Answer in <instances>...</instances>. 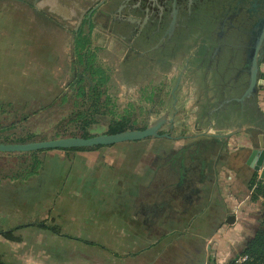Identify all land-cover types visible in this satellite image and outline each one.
<instances>
[{"label": "rangeland", "instance_id": "obj_1", "mask_svg": "<svg viewBox=\"0 0 264 264\" xmlns=\"http://www.w3.org/2000/svg\"><path fill=\"white\" fill-rule=\"evenodd\" d=\"M69 9L70 13L62 17L47 9L38 12L33 0H0V143L25 144L75 137L72 133L81 135L78 131L90 120L94 126L88 127V133L93 135L92 130L94 136L111 134L109 127L121 120L128 122L126 131L144 130L164 116L168 123L159 133L172 137L169 141L148 138L144 143L121 144L117 147L126 149L122 156L101 157L103 161L100 160L98 168L94 167L96 158L90 160V177L71 179L68 185L61 176L73 164L74 155L100 148L0 153V230L20 225L35 227L29 226L32 223L54 227V232L70 235L67 244H56V248L67 250L65 258L70 264H81L85 263L81 256L94 247L95 240L85 231L92 232L111 219V199L116 197L115 175L120 174V179L125 180L128 164H134L142 150H150L155 155L151 161L157 164L163 151L171 154L181 145L183 149L190 147L180 137L217 134L204 123L198 129L194 126L200 120L211 119L221 128L223 114L214 116V113L222 99L220 84L231 76L222 78L217 72H210L205 77L203 69L196 70L198 61L191 59V53L199 41L197 32L191 35L193 39L183 40L187 44L177 55L168 50L160 64L149 69L141 57L127 60L125 43L120 42L118 47L108 31L97 26L79 27L84 10L79 12L75 6ZM241 93L231 91L229 96L240 97ZM171 120L173 124L169 123ZM29 136L34 138L16 142ZM169 162L174 178L175 156ZM57 176L60 178L56 179ZM125 190L119 196H125ZM63 196H70L72 202L62 203ZM47 231L39 232V243H45ZM85 237L92 240L86 242ZM23 238L35 239L13 231V239ZM75 238L83 243L74 242ZM206 264L213 263L209 260Z\"/></svg>", "mask_w": 264, "mask_h": 264}, {"label": "crops", "instance_id": "obj_2", "mask_svg": "<svg viewBox=\"0 0 264 264\" xmlns=\"http://www.w3.org/2000/svg\"><path fill=\"white\" fill-rule=\"evenodd\" d=\"M260 71L262 81L257 98L244 104L243 110L226 111L220 126L224 131L211 119L200 120L194 126L198 129L204 123L207 129L218 131L214 135L227 134L239 127L241 132L229 139H217L208 133L182 136L191 148L183 149L181 145L175 153L163 151L157 164L152 163L155 155L150 150H142L137 153L141 157L128 164L125 180L120 179V174L115 175L116 197L111 199V219L92 232L85 231L84 234L95 237V248L84 251L81 261L85 263L81 264H206L209 260L213 264H228L243 251L247 238L261 227L264 213V199L253 201L250 190L254 179L264 181L247 165L252 149L264 143V63ZM90 133L94 135L92 130ZM126 143L89 153L78 152L61 178L68 185L71 179L90 177L92 171L88 167L93 159L96 158L94 167L98 168L101 157L122 156L126 149L117 146ZM174 156L172 178L169 161ZM86 159L89 161L84 162ZM124 188L127 194L119 196ZM72 200L63 196L62 203ZM100 214L103 212L97 213L98 217ZM45 230H48L45 243H39L37 236ZM50 231L23 227L16 230L17 235H31L35 239L15 241L0 235L1 263L70 264L65 258L67 250L56 248V244H67L70 235ZM85 238L86 242L92 240ZM73 241L83 243L80 238Z\"/></svg>", "mask_w": 264, "mask_h": 264}, {"label": "flooded vegetation", "instance_id": "obj_3", "mask_svg": "<svg viewBox=\"0 0 264 264\" xmlns=\"http://www.w3.org/2000/svg\"><path fill=\"white\" fill-rule=\"evenodd\" d=\"M33 6L38 12L47 9L62 17L70 13L71 6L84 10L79 27L108 31L118 47L125 43L127 60L141 57L149 69L158 66L168 50L177 55L187 44L183 40L197 32L199 41L191 53V59L198 61L196 70L203 69L205 77L210 72L222 78L231 76L220 84L222 99L214 116L233 106L243 110L241 104L228 101L240 98L247 87L246 50L250 32L264 18V0H33ZM187 69L181 71V79ZM231 91L242 93L231 98Z\"/></svg>", "mask_w": 264, "mask_h": 264}, {"label": "water", "instance_id": "obj_4", "mask_svg": "<svg viewBox=\"0 0 264 264\" xmlns=\"http://www.w3.org/2000/svg\"><path fill=\"white\" fill-rule=\"evenodd\" d=\"M262 63H264V18L258 21L250 32L249 44L244 62V71L248 75L247 87L240 98L232 99L228 102L236 101L241 104V106H244L246 101L251 99L255 100L257 98L262 81L260 71ZM180 81L181 77L177 81L176 88L179 86ZM176 101L175 99V102ZM174 109H176V106H174ZM166 123H168V120L164 116L144 130H129L117 134L96 135L90 138L68 137L25 144L0 143V153H31L43 150L104 147L125 142H138L148 138L172 139L168 134L159 133L161 127ZM169 123L173 124V120L169 121ZM241 131L242 128L239 127L227 134H218L214 136L217 139H229ZM247 165L256 172L260 180L264 181V143L252 149L247 160ZM231 219H234V217H231Z\"/></svg>", "mask_w": 264, "mask_h": 264}, {"label": "trees", "instance_id": "obj_5", "mask_svg": "<svg viewBox=\"0 0 264 264\" xmlns=\"http://www.w3.org/2000/svg\"><path fill=\"white\" fill-rule=\"evenodd\" d=\"M91 89H93V87L91 86ZM94 96H97V93H93ZM95 99H98V96L95 97ZM80 116H83L80 115ZM79 116V117H80ZM113 122V121H111ZM93 125V120L86 122L84 124V127L82 128V131H78V132H82L81 135H78V133H72L73 136L75 137H82V138H90L93 137L94 135H90L88 133V127H91ZM110 128V132L111 134H117V133H121V132H125L128 129V122L121 120L120 122L113 124L112 126L109 127ZM108 128V130H109ZM108 133V132H107ZM60 135L57 134V137H59ZM34 137L33 136H29L26 140L23 139H19L16 142H20V143H25L27 141L32 140ZM103 146H98V147H92V148H77V149H70V150H63V149H59V150H63V151H84V150H97L99 148H101ZM250 190L252 191V200L256 201L258 200L260 197L264 199V183L258 182L256 179H254L251 184H250ZM29 226H35V227H39V228H43V229H49V230H55L56 229L54 227H49L44 223H33L30 224ZM24 226H19V227H15L12 231L9 232H1L0 235L3 236L4 238L8 239V240H12L15 241L16 239H13V231H16L20 228H23ZM241 255H246L248 256V260L244 263V264H264V213H263V219H262V223H261V227L259 228V230L256 232L255 235H251L249 236V239L243 249V251L240 253ZM0 264L1 263L0 261ZM229 264H234V262L232 261Z\"/></svg>", "mask_w": 264, "mask_h": 264}, {"label": "built area", "instance_id": "obj_6", "mask_svg": "<svg viewBox=\"0 0 264 264\" xmlns=\"http://www.w3.org/2000/svg\"><path fill=\"white\" fill-rule=\"evenodd\" d=\"M247 260H248V256L238 254V255H236V257L233 259V262H234V264H244Z\"/></svg>", "mask_w": 264, "mask_h": 264}]
</instances>
